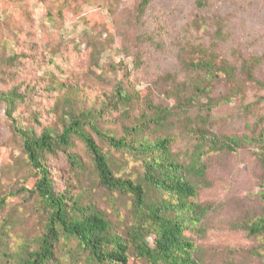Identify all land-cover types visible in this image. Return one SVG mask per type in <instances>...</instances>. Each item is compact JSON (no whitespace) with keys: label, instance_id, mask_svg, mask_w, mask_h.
Here are the masks:
<instances>
[{"label":"rangeland","instance_id":"1","mask_svg":"<svg viewBox=\"0 0 264 264\" xmlns=\"http://www.w3.org/2000/svg\"><path fill=\"white\" fill-rule=\"evenodd\" d=\"M139 3L0 0V91L20 93L14 117L38 134L62 132L71 113L95 110L99 130L122 137L143 112L153 111L151 101L170 115L160 125L148 122L146 134L170 138L183 163L191 162L202 132L246 137L234 151L204 146L207 183H199L194 200L212 209L191 238L200 264H264V235L241 228L264 215V0H151L143 14ZM200 45L238 67L235 82L221 76L204 87L192 66ZM246 61L259 83L242 72ZM122 88L133 95L130 104L119 101ZM6 110L0 101V201L6 204L0 211V264H17L24 244L37 245L48 213L37 192V171ZM89 131L118 175L142 173L140 159ZM71 151L82 169L66 152L46 155L55 190L96 205L114 231L126 235L131 199L100 186L81 139H74ZM55 251L49 264H92L74 239L61 238ZM132 262L147 264L134 253Z\"/></svg>","mask_w":264,"mask_h":264},{"label":"trees","instance_id":"2","mask_svg":"<svg viewBox=\"0 0 264 264\" xmlns=\"http://www.w3.org/2000/svg\"><path fill=\"white\" fill-rule=\"evenodd\" d=\"M150 3L151 0H140L139 12L143 14ZM199 4L202 5L203 0H199ZM217 38L221 39V32H217ZM195 51L198 56L192 66L198 71L199 79H203L204 87L205 81L221 76L230 82L236 81L238 67L214 48L200 45ZM241 70L249 81L259 83L254 65L249 61L244 62ZM197 89L202 91L200 85ZM117 96L126 104L133 99V95L124 88L117 90ZM19 97L20 93L15 89L0 91V101L7 107L6 115L17 128L28 161L39 176L36 188L48 218L43 235L35 242L37 245L24 244L19 249L17 264H49L56 258L55 248L61 238L76 240L92 264H135L132 262L133 253L136 258L146 260L147 264H200L191 232L203 228V222L212 209L210 205L194 200L199 183H207L203 148L209 145L210 151H234L243 147L248 141L246 137H219L215 134L209 137L202 132L191 162L183 163L172 151L170 138L146 134L148 122L160 125L170 115L151 101L148 102L149 110L153 111L143 112L137 124L126 128L127 135L116 137L99 130L95 110L71 113L70 122L59 133L44 130L38 134L33 129L20 127L14 117ZM90 129L105 137L114 149L140 159L142 173L134 177L118 175L109 154L98 145ZM75 138L85 143L100 186L131 199L132 222L126 235L115 232L111 221L96 205L84 204L81 196L68 197L55 190L46 155L66 152L73 165L82 169V159L71 151ZM261 138L264 141V130ZM5 205L1 200L0 211ZM241 228L251 236L264 235V215L244 223ZM150 236L153 237L152 242Z\"/></svg>","mask_w":264,"mask_h":264}]
</instances>
